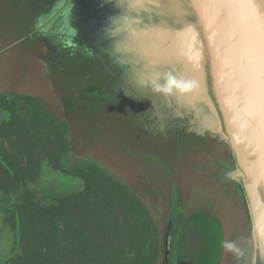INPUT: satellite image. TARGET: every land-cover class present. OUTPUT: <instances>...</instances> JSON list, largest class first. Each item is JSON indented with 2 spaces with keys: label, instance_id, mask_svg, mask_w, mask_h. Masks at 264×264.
<instances>
[{
  "label": "water",
  "instance_id": "1",
  "mask_svg": "<svg viewBox=\"0 0 264 264\" xmlns=\"http://www.w3.org/2000/svg\"><path fill=\"white\" fill-rule=\"evenodd\" d=\"M169 77L190 87L156 91ZM0 90L75 116L76 148L103 105L120 114L148 154L81 153L150 210L155 264H178L197 213L220 222L217 264H264V0H0Z\"/></svg>",
  "mask_w": 264,
  "mask_h": 264
},
{
  "label": "trees",
  "instance_id": "2",
  "mask_svg": "<svg viewBox=\"0 0 264 264\" xmlns=\"http://www.w3.org/2000/svg\"><path fill=\"white\" fill-rule=\"evenodd\" d=\"M0 91L6 93L4 95L12 93ZM32 98L38 100L36 97L32 96ZM1 102H6L3 94H0ZM27 105L24 107L26 108ZM32 109L35 111L33 114L30 113ZM3 111L4 108L0 105L2 114ZM15 113L16 116L11 121L8 118L0 120V129L5 130L0 133L2 148L6 147L2 143L4 137L8 138L12 144L19 141V136L17 137L15 131L11 130L14 126L19 127L21 132H25L34 122L33 125L36 128L51 134L52 122L50 121L52 120L49 121V117L39 107L31 104L26 113ZM31 115L35 116V119H30ZM10 131H13V135ZM39 137L34 136L35 143L31 140H28V143H32L35 148L39 145L41 148H46V138ZM61 143L67 145L68 141L60 137L51 141L49 137L47 140V145L51 148H56ZM39 168L38 164L32 166L35 171ZM107 171L111 174L108 169ZM108 173L104 168L96 172L85 170L75 172L74 174L82 178L83 184L80 191L60 197V205L51 207L43 206L40 199L36 197L37 188L36 191L21 190L20 187H16L19 200L16 215L11 216L10 221L22 232L21 245L24 247L25 255L19 256L18 263L14 264H109V260L111 264H155L159 242L150 210L133 190L116 179L113 174L108 176ZM10 189L12 186H8L6 190ZM110 213L119 215H108ZM54 216L60 218L63 224V228L59 227L60 230L46 225L43 220ZM197 220L206 223L205 245L209 246L214 242L209 219L198 215ZM194 232L200 234L197 229H194ZM52 234L57 236L55 242L53 239L48 242L46 236L50 237ZM111 234H115V239L120 245L117 251H106L103 245L109 242ZM62 239L68 240L69 245L67 242L62 244ZM197 263H202L200 250L192 249L183 236L179 242V264Z\"/></svg>",
  "mask_w": 264,
  "mask_h": 264
},
{
  "label": "flooded vegetation",
  "instance_id": "3",
  "mask_svg": "<svg viewBox=\"0 0 264 264\" xmlns=\"http://www.w3.org/2000/svg\"><path fill=\"white\" fill-rule=\"evenodd\" d=\"M0 94H3V97L6 99V102L0 103L4 108L3 114L0 112V120L8 118L11 121L16 116L15 112L26 113L31 104L34 107L42 109L46 113V116L49 117V121L52 120L50 121L52 122L50 127L51 134L36 128L33 125L34 122L28 127L29 130H25V132H21L19 127H11V130L15 131L17 137L19 136V141H15L12 144L8 138L4 137L2 143L6 147L2 148L0 146V264H14L18 263L17 258L19 256L25 255L24 247L21 245L22 232L19 228L14 227L10 221L11 216L16 215L19 200V192L15 190L16 187H20L21 190H36L37 188L38 191L36 190L37 194L35 195L40 199L43 206H57L60 205V197L76 194V192L80 191L83 184L82 178L80 175L74 174L75 172H79L80 170L96 172L100 168H104L107 173L108 171L102 164L96 162L91 157L80 154L76 150V135L72 136L73 128L69 122V119L76 120L75 116H69L68 118L60 117L49 107L47 102L33 99L32 96L26 94L12 92L8 93L9 95H4L6 93L1 91ZM15 94L17 95L15 96ZM26 104L28 105L25 108L24 105ZM34 112V109L30 111L32 114ZM29 117L30 119H35L33 115ZM73 126H76V124H73ZM13 131H10V134L13 135ZM1 132H5V130L0 129ZM74 132H76V128ZM47 135H50V141L56 137H60L61 139H66L68 143L67 145L61 143L60 146L51 148L47 145L49 138L46 137ZM34 136L46 138V148H41L40 145L38 148H35L32 143H28V140H31L33 143L36 142ZM71 137L73 140H71ZM36 164L40 165L38 171L32 169V166ZM108 176H111V174L108 173ZM8 186H12V189L6 190ZM108 215L119 214L110 213ZM198 215L202 214L197 213L189 218L185 225L187 229H189V225H194L197 222ZM43 220L46 225L53 226L55 229L60 230L59 227L63 228L60 218L56 216L49 219L44 218ZM185 227L184 230L186 229ZM183 232L179 242L183 238ZM56 237L53 234L50 237L46 236L48 242L52 239L55 242ZM150 241H152V238H150ZM65 242H67V245L70 243L68 240L62 239V244H65ZM103 245L106 251H117L120 249V245L115 239V234H111L109 242ZM108 263L111 264L110 260Z\"/></svg>",
  "mask_w": 264,
  "mask_h": 264
},
{
  "label": "rangeland",
  "instance_id": "4",
  "mask_svg": "<svg viewBox=\"0 0 264 264\" xmlns=\"http://www.w3.org/2000/svg\"><path fill=\"white\" fill-rule=\"evenodd\" d=\"M33 91H36L32 88ZM111 106L103 105L98 113V117H95L93 123L94 127H89L86 133L79 137V141L84 144H80L76 150L82 154L85 150V145L90 148H102V154L113 165L117 163L116 159L120 161V164L126 169L129 165H133L139 156L143 157L147 155L146 152L138 151L137 143L129 135V131L121 126V116L117 111L110 110ZM98 120V121H96ZM93 144L90 142V140ZM147 150V149H145ZM88 156V155H86ZM90 157V156H88ZM123 169V168H122ZM205 219H209L211 225L210 231L214 235V242L205 245L206 243V228L202 220H197L194 225H189V229L183 232V236L186 238V242L190 244L192 249H199L201 252V259L203 264H217L219 257L221 256V235H220V222L215 216L202 215ZM192 224V222L190 221ZM194 229L200 231V234H196ZM208 258L206 261L205 259ZM205 261V262H204ZM179 263V259H178ZM198 264V263H197Z\"/></svg>",
  "mask_w": 264,
  "mask_h": 264
},
{
  "label": "clouds",
  "instance_id": "5",
  "mask_svg": "<svg viewBox=\"0 0 264 264\" xmlns=\"http://www.w3.org/2000/svg\"><path fill=\"white\" fill-rule=\"evenodd\" d=\"M190 87V85H186L180 82H177L173 80L171 77H169L165 84L162 87H159L156 89V91L164 92V93H171L173 89L179 90V91H185ZM226 249L228 251H232L234 248V244L231 242L226 243L225 245Z\"/></svg>",
  "mask_w": 264,
  "mask_h": 264
},
{
  "label": "snow or ice",
  "instance_id": "6",
  "mask_svg": "<svg viewBox=\"0 0 264 264\" xmlns=\"http://www.w3.org/2000/svg\"><path fill=\"white\" fill-rule=\"evenodd\" d=\"M155 48L158 55L163 56L167 52V49L163 46L162 42L158 43Z\"/></svg>",
  "mask_w": 264,
  "mask_h": 264
}]
</instances>
